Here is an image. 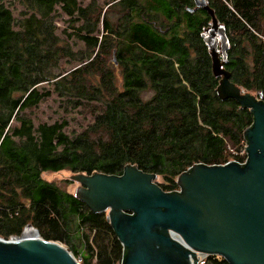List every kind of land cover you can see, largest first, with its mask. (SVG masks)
Listing matches in <instances>:
<instances>
[{
    "label": "trees",
    "instance_id": "16d2710c",
    "mask_svg": "<svg viewBox=\"0 0 264 264\" xmlns=\"http://www.w3.org/2000/svg\"><path fill=\"white\" fill-rule=\"evenodd\" d=\"M205 1L225 27L231 81L264 101V0ZM12 2L22 8L17 16L0 0V238L31 224L42 239L67 244L82 264L94 256L115 264L122 247L105 214L42 175H121L131 165L174 192L179 175L196 164L242 160L233 154L252 115L218 98L200 38L210 17L190 13L192 0ZM64 16L66 39L57 34ZM51 98L91 122L77 134L64 120L34 124L30 113ZM96 233L100 243L93 244ZM206 261L228 264L218 256Z\"/></svg>",
    "mask_w": 264,
    "mask_h": 264
},
{
    "label": "water",
    "instance_id": "95a60500",
    "mask_svg": "<svg viewBox=\"0 0 264 264\" xmlns=\"http://www.w3.org/2000/svg\"><path fill=\"white\" fill-rule=\"evenodd\" d=\"M194 8L210 17L200 34L218 79L221 101L233 100L252 115L244 133L247 162L196 164L165 192L157 176L128 165L121 175L74 174V196L105 214L122 247L120 264H199L202 255L228 264H264V101L244 92L224 68L230 43L205 0ZM0 264H80L66 248L40 237L31 224L15 240L0 238Z\"/></svg>",
    "mask_w": 264,
    "mask_h": 264
},
{
    "label": "rangeland",
    "instance_id": "374dc122",
    "mask_svg": "<svg viewBox=\"0 0 264 264\" xmlns=\"http://www.w3.org/2000/svg\"><path fill=\"white\" fill-rule=\"evenodd\" d=\"M4 3H5V5L10 3V8L13 10V13L15 16H17L19 11L22 10V8H20L17 3L13 4L12 0H4ZM114 14H115V12H114ZM111 16L115 17V15H111ZM67 20H68V18H66L65 16L57 19V28H58L57 34L63 39H66L65 35L63 34V31L67 30V27H68V21ZM99 31H100V26H99ZM68 32H70V31L68 30ZM73 39L74 38H72L71 40H73ZM80 44L81 43L77 39L75 40V43H71L72 47L75 50L80 48ZM71 67H73V66L65 67V70L68 71ZM241 90H243V89H241ZM243 91L245 92V90H243ZM248 93H250L252 95H257V92L249 91ZM142 96H143L142 98L144 100H146L148 97L151 96V93L147 91V92L143 93ZM64 107H65L64 102H60L56 98H51L50 100H48L46 102H42L38 108H35L30 113V115H31L30 117L34 121V124H38L39 122H46V123L50 124V123H53L55 121L64 120L68 126V128H66L67 132L68 133L73 132L74 134L79 133L84 126H86L87 124H89L91 122L90 116L81 115L79 113V109H76V110L65 109ZM240 145L237 148V152H239L243 148L244 143H242L241 148H240ZM233 155H236V154H233ZM239 156H241V154H239ZM72 175H74V174L71 173L70 171L63 170V171H60L57 173H44L42 175V178L47 182L59 184L61 187H63V189L67 193L73 195L76 187H79L80 185L71 179ZM156 183L161 185V184H163V181L160 177H157ZM84 232L89 234L90 240H92V238L94 236V232L89 233V231H87V230L83 231V233ZM97 236H98V234L96 233V235L93 239V244L100 243L99 237H97ZM16 237H7L5 239L6 240H15ZM53 242L59 243L60 245H62L64 248H66L68 250L69 246L67 244H64L63 242H60V241H53ZM79 246H77L78 250H80ZM83 256H86V255L83 254ZM207 257H209V256L207 255V256L203 257V259L201 260V262L199 264H206ZM81 258L82 257H80V256L76 257V260L80 264L83 263ZM90 263L91 264H101V263L97 262L95 256L91 259ZM115 264H120V261H117Z\"/></svg>",
    "mask_w": 264,
    "mask_h": 264
},
{
    "label": "built area",
    "instance_id": "2783aa9c",
    "mask_svg": "<svg viewBox=\"0 0 264 264\" xmlns=\"http://www.w3.org/2000/svg\"><path fill=\"white\" fill-rule=\"evenodd\" d=\"M244 146L243 148L238 152V153H235V154H241L240 158H242V160H232L230 162H235L236 164H238L239 166H244L247 162V152H246V148H247V143H246V140H244ZM229 162H227L226 164H228ZM225 165V164H224ZM206 255H202L199 257L200 259V262L201 260L203 259V257H205ZM121 261V260H120ZM121 263V262H120Z\"/></svg>",
    "mask_w": 264,
    "mask_h": 264
}]
</instances>
